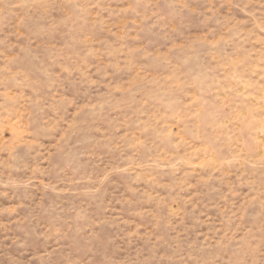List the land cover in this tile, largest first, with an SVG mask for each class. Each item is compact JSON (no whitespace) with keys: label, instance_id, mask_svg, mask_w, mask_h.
I'll use <instances>...</instances> for the list:
<instances>
[{"label":"rangeland","instance_id":"1","mask_svg":"<svg viewBox=\"0 0 264 264\" xmlns=\"http://www.w3.org/2000/svg\"><path fill=\"white\" fill-rule=\"evenodd\" d=\"M0 264H264V0H0Z\"/></svg>","mask_w":264,"mask_h":264}]
</instances>
